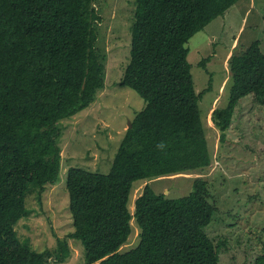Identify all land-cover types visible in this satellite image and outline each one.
Segmentation results:
<instances>
[{
	"label": "trees",
	"instance_id": "16d2710c",
	"mask_svg": "<svg viewBox=\"0 0 264 264\" xmlns=\"http://www.w3.org/2000/svg\"><path fill=\"white\" fill-rule=\"evenodd\" d=\"M237 0H134L129 60L119 84L145 105L130 120L107 172L66 170L72 231L84 247L81 264H219L204 230L217 210L207 181L170 196L145 183L128 201L133 183L202 171L212 164L199 99L187 59L188 40ZM95 0H0V264H48L70 255L67 239L36 250L20 239L17 222L30 210L25 197L59 180L62 129L58 122L86 108L104 87L105 54L96 45L101 15ZM208 57L198 64L205 67ZM226 103L210 112L220 130L231 124L239 99L264 104V50L255 39L229 61ZM139 228L138 243L120 246ZM264 256L257 257V264Z\"/></svg>",
	"mask_w": 264,
	"mask_h": 264
},
{
	"label": "rangeland",
	"instance_id": "374dc122",
	"mask_svg": "<svg viewBox=\"0 0 264 264\" xmlns=\"http://www.w3.org/2000/svg\"><path fill=\"white\" fill-rule=\"evenodd\" d=\"M95 1L102 17L96 45L105 54L104 87L86 108L58 122L62 129L59 180L48 184L40 195L38 186L30 187L25 197L30 212L15 225L20 239L28 238L36 250L55 247L57 238L67 239L70 255L48 264H81L84 259L82 243L67 235L73 229L67 168L72 165L107 172L128 121L145 105L135 90L119 84L129 60L134 0ZM255 39L264 50V0H237L188 40L194 89L199 92L209 86L198 104L212 164L202 173L137 180L128 201L133 211V201L145 183L156 191L179 196L191 189L193 177H203L209 199L217 208L204 230L214 242L223 241L218 250L219 264H257V257L264 256V104L250 95L239 99L223 141L210 119L211 110L223 106L228 97L230 55ZM204 57H208L205 67L198 64ZM138 232L132 218L131 232L119 250L135 246Z\"/></svg>",
	"mask_w": 264,
	"mask_h": 264
},
{
	"label": "water",
	"instance_id": "95a60500",
	"mask_svg": "<svg viewBox=\"0 0 264 264\" xmlns=\"http://www.w3.org/2000/svg\"><path fill=\"white\" fill-rule=\"evenodd\" d=\"M131 126V122L130 121H128V127H130Z\"/></svg>",
	"mask_w": 264,
	"mask_h": 264
}]
</instances>
